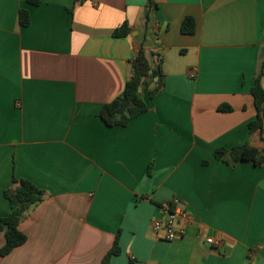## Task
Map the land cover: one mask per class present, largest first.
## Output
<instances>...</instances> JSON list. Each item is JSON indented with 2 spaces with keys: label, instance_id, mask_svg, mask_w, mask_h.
<instances>
[{
  "label": "crops",
  "instance_id": "0c3cea01",
  "mask_svg": "<svg viewBox=\"0 0 264 264\" xmlns=\"http://www.w3.org/2000/svg\"><path fill=\"white\" fill-rule=\"evenodd\" d=\"M40 1L0 0V216L15 178L48 194L0 264H101L120 231L111 264H264V165L215 158L248 139L263 146L264 126L250 136L248 125L264 0H156L149 19L148 0ZM125 22L129 36L114 37ZM141 46L152 65L163 57L166 84L147 113L109 127L100 115ZM175 200L193 219L168 241L153 222Z\"/></svg>",
  "mask_w": 264,
  "mask_h": 264
},
{
  "label": "trees",
  "instance_id": "16d2710c",
  "mask_svg": "<svg viewBox=\"0 0 264 264\" xmlns=\"http://www.w3.org/2000/svg\"><path fill=\"white\" fill-rule=\"evenodd\" d=\"M85 0H77L83 3ZM30 4L38 5L40 0H28ZM158 7L156 0H148L147 18H150V12ZM20 23L22 26H29L30 16L26 10L20 11ZM182 31L185 34H194L196 31L195 20L187 17L182 25ZM131 28L128 22L115 29L113 36L116 38L128 37ZM156 57L152 65L147 58L146 52L141 46L136 58L132 62V77L126 84L124 92L108 103L102 113L101 119L109 127H127L135 118L147 113L149 105L146 97L154 98L165 86L166 76L163 72V57L154 54ZM153 71L151 74L150 71ZM159 77L156 87L150 90V85L154 82V78ZM264 77V64L261 73L256 78L255 84L251 89V94L255 100L257 110L256 118L248 125L250 136L256 131H263L264 126V86L262 80ZM145 78L143 84L144 91L139 92L142 79ZM219 111L228 112L232 108L228 105L220 106ZM263 146L257 147L248 139L245 143L235 146L228 150L220 148L215 151V158L222 161L232 168L239 163H252L256 166L264 165V138L262 137ZM152 171V165L149 168V174ZM5 197L11 205V213L8 216H0V236L4 235L6 239L5 245L1 248V256L9 255L13 250L22 246L27 242V236L20 230V224L27 218L32 208L36 207L47 198L48 194L41 190L32 182L22 179H14L13 187L4 192ZM121 231L116 236L112 249L105 255L101 264H111L115 256L121 254L120 247Z\"/></svg>",
  "mask_w": 264,
  "mask_h": 264
},
{
  "label": "built area",
  "instance_id": "2783aa9c",
  "mask_svg": "<svg viewBox=\"0 0 264 264\" xmlns=\"http://www.w3.org/2000/svg\"><path fill=\"white\" fill-rule=\"evenodd\" d=\"M179 201L167 202L161 205L162 217L153 222V229L157 234L162 233L163 238L168 241H174L183 237L186 229L181 225L182 221H191L192 215L189 211L178 206ZM207 242L214 246L220 247L222 240L208 238Z\"/></svg>",
  "mask_w": 264,
  "mask_h": 264
},
{
  "label": "water",
  "instance_id": "95a60500",
  "mask_svg": "<svg viewBox=\"0 0 264 264\" xmlns=\"http://www.w3.org/2000/svg\"><path fill=\"white\" fill-rule=\"evenodd\" d=\"M150 73L152 74L153 71L151 70ZM159 81V77L154 78V82L150 85V90H153L156 87V83ZM145 82V78L142 79L141 86L139 88V92L142 93L144 91L143 84Z\"/></svg>",
  "mask_w": 264,
  "mask_h": 264
}]
</instances>
